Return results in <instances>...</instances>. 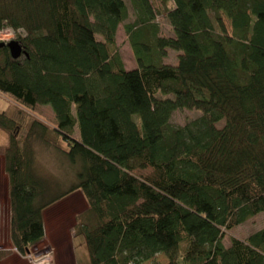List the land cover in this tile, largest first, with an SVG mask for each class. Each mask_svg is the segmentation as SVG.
<instances>
[{
  "label": "trees",
  "instance_id": "obj_1",
  "mask_svg": "<svg viewBox=\"0 0 264 264\" xmlns=\"http://www.w3.org/2000/svg\"><path fill=\"white\" fill-rule=\"evenodd\" d=\"M129 2L0 0V31L24 49L0 48V93L55 121L0 113L12 245L26 256L44 212L80 192L89 264H264V228L223 243L264 214V0ZM130 7L132 70L116 45ZM177 112L197 117L175 125ZM35 141L57 174L36 165Z\"/></svg>",
  "mask_w": 264,
  "mask_h": 264
},
{
  "label": "rangeland",
  "instance_id": "obj_2",
  "mask_svg": "<svg viewBox=\"0 0 264 264\" xmlns=\"http://www.w3.org/2000/svg\"><path fill=\"white\" fill-rule=\"evenodd\" d=\"M131 6L129 0H125ZM154 2V0H152ZM158 22L162 27V33L170 36L169 23L165 17L158 16ZM135 21V15L132 7L129 8V18L125 23L121 24L117 34V47L124 59L128 70L136 67V59L133 53L128 36L125 32V26ZM0 36L8 37L0 39V42H9L17 40V34L11 29L0 31ZM174 37V36H172ZM101 39V38H99ZM178 53L171 52L165 59V63L176 66L178 64ZM11 109L12 114L16 111L27 117L28 125L33 120H39L52 129L54 121V113L49 106H41L35 110L24 109L17 101L8 98V96L0 93V113ZM187 114L188 117L185 115ZM177 112L173 116L175 125H183L187 121L197 117L194 113ZM8 136L0 129V251H11L12 254L2 258L0 264H89V256L84 240L76 237V216L84 212L88 205L80 192L68 197L67 199L55 204L44 212L45 238L36 246L31 248L26 256L21 255L12 245L10 238L11 226V208L10 198L8 195L9 183L8 175L4 169V148L8 144ZM36 165L41 168L43 164L45 168L52 170L57 174L61 170V164L55 159V151L47 148L38 141H35ZM53 165V166H52ZM60 168V169H59ZM67 177V176H66ZM65 177V178H66ZM60 183L64 181L59 177ZM264 228V214H260L255 218L249 219L243 225L236 228L233 232H229L223 243L226 247L231 245L232 237L244 240L252 233ZM167 259L163 255H159L154 260L143 264H167Z\"/></svg>",
  "mask_w": 264,
  "mask_h": 264
},
{
  "label": "water",
  "instance_id": "obj_3",
  "mask_svg": "<svg viewBox=\"0 0 264 264\" xmlns=\"http://www.w3.org/2000/svg\"><path fill=\"white\" fill-rule=\"evenodd\" d=\"M6 44L5 43H0V48L5 47ZM8 47L10 48L12 55L14 57H20L22 54V46L21 43L17 40L11 41L10 43H8Z\"/></svg>",
  "mask_w": 264,
  "mask_h": 264
},
{
  "label": "bare ground",
  "instance_id": "obj_4",
  "mask_svg": "<svg viewBox=\"0 0 264 264\" xmlns=\"http://www.w3.org/2000/svg\"><path fill=\"white\" fill-rule=\"evenodd\" d=\"M11 41H14V40H11ZM11 41H9V42H1V43H5V44H6L5 47L9 48V47H8V43H10ZM21 46H22V45H21ZM9 51H10V54H11V56H12V58H13L14 60H17V59L21 58V57L24 55V49H23V47H22V54H21V56H20L19 58H18V57H14V56L12 55V52H11L10 48H9Z\"/></svg>",
  "mask_w": 264,
  "mask_h": 264
},
{
  "label": "crops",
  "instance_id": "obj_5",
  "mask_svg": "<svg viewBox=\"0 0 264 264\" xmlns=\"http://www.w3.org/2000/svg\"><path fill=\"white\" fill-rule=\"evenodd\" d=\"M170 27V26H169ZM170 29H171V27H170ZM169 35L172 37V36H174L175 34L170 30L169 31ZM134 69V68H133ZM82 195V194H81Z\"/></svg>",
  "mask_w": 264,
  "mask_h": 264
},
{
  "label": "clouds",
  "instance_id": "obj_6",
  "mask_svg": "<svg viewBox=\"0 0 264 264\" xmlns=\"http://www.w3.org/2000/svg\"><path fill=\"white\" fill-rule=\"evenodd\" d=\"M8 37L0 36V39H7Z\"/></svg>",
  "mask_w": 264,
  "mask_h": 264
},
{
  "label": "built area",
  "instance_id": "obj_7",
  "mask_svg": "<svg viewBox=\"0 0 264 264\" xmlns=\"http://www.w3.org/2000/svg\"><path fill=\"white\" fill-rule=\"evenodd\" d=\"M36 264H39V262H37Z\"/></svg>",
  "mask_w": 264,
  "mask_h": 264
}]
</instances>
